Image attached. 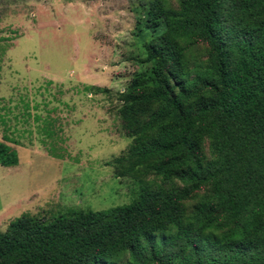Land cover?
I'll return each instance as SVG.
<instances>
[{"label":"trees","instance_id":"trees-1","mask_svg":"<svg viewBox=\"0 0 264 264\" xmlns=\"http://www.w3.org/2000/svg\"><path fill=\"white\" fill-rule=\"evenodd\" d=\"M175 1L142 5L133 36L145 69L128 86L142 93L126 105L159 106L105 163L118 177L148 167L168 187L141 181L131 203L102 211L24 213L0 232V264H264V0ZM196 40L205 60L189 55ZM18 163L0 142V165Z\"/></svg>","mask_w":264,"mask_h":264},{"label":"rangeland","instance_id":"rangeland-1","mask_svg":"<svg viewBox=\"0 0 264 264\" xmlns=\"http://www.w3.org/2000/svg\"><path fill=\"white\" fill-rule=\"evenodd\" d=\"M149 1L0 0V142L19 159L0 165V232L24 213L51 220L129 204L141 181L168 187L148 167L118 177L105 165L138 143L133 130L159 106L126 105L142 93L128 86L145 69L133 32ZM208 51L189 45L199 61ZM208 191L185 200L186 213Z\"/></svg>","mask_w":264,"mask_h":264}]
</instances>
